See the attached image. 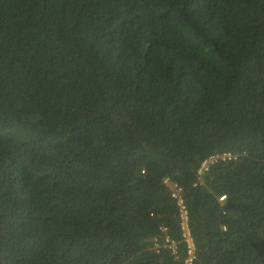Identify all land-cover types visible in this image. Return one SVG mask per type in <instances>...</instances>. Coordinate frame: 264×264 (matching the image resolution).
<instances>
[{
	"label": "trees",
	"instance_id": "1",
	"mask_svg": "<svg viewBox=\"0 0 264 264\" xmlns=\"http://www.w3.org/2000/svg\"><path fill=\"white\" fill-rule=\"evenodd\" d=\"M175 184L264 264V0H0V264H183Z\"/></svg>",
	"mask_w": 264,
	"mask_h": 264
},
{
	"label": "built area",
	"instance_id": "2",
	"mask_svg": "<svg viewBox=\"0 0 264 264\" xmlns=\"http://www.w3.org/2000/svg\"><path fill=\"white\" fill-rule=\"evenodd\" d=\"M234 156L229 153H219L212 155L205 160L202 161L197 173L200 175H203L205 173H208L211 166L218 162L219 160H232ZM166 183H169V180L165 181ZM172 193L171 196L176 199V204L179 207V214H180V236L182 237L181 242L184 246V256H183V264H195L197 258H198V250L196 241L193 238L191 228L189 226V211L185 203L184 194L182 192V187L175 184L172 186ZM220 201L225 200V196L222 195L219 198ZM160 232L162 234V244L163 246L167 247V249L171 252V254L175 258H179L178 255V249L176 242L173 241L169 236L166 228H161ZM160 244L157 239H154L153 247L155 250L159 248Z\"/></svg>",
	"mask_w": 264,
	"mask_h": 264
},
{
	"label": "clouds",
	"instance_id": "3",
	"mask_svg": "<svg viewBox=\"0 0 264 264\" xmlns=\"http://www.w3.org/2000/svg\"><path fill=\"white\" fill-rule=\"evenodd\" d=\"M222 153H225V152H222ZM211 156H212V155H211ZM209 157H210V156H209ZM207 158H208V157H207ZM205 159H206V158H205ZM205 159H204V160H205ZM220 161H221V160H219L218 162H220ZM218 162L214 163L212 166L216 165ZM201 163H202V162H201ZM201 163H200V165H201ZM212 166H211V167H212ZM199 167H200V166H199ZM198 169H199V168H198ZM210 169H211V168H210ZM209 171H210V170H209ZM219 198H220V197H219ZM225 199H226V197H225ZM219 201H220V200H219ZM224 201H225V200H224ZM220 202H222V201H220Z\"/></svg>",
	"mask_w": 264,
	"mask_h": 264
}]
</instances>
